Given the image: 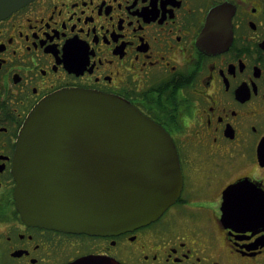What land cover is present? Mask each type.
<instances>
[{"label": "flooded vegetation", "instance_id": "af4514ba", "mask_svg": "<svg viewBox=\"0 0 264 264\" xmlns=\"http://www.w3.org/2000/svg\"><path fill=\"white\" fill-rule=\"evenodd\" d=\"M62 89L122 97L169 133L183 187L163 215L106 235L22 217L19 133L32 109ZM241 182L258 192L226 195ZM243 199L264 205V0H30L0 18V264L89 255L264 264L260 203L237 209L247 218L222 222L224 202Z\"/></svg>", "mask_w": 264, "mask_h": 264}, {"label": "water", "instance_id": "95a60500", "mask_svg": "<svg viewBox=\"0 0 264 264\" xmlns=\"http://www.w3.org/2000/svg\"><path fill=\"white\" fill-rule=\"evenodd\" d=\"M29 1L0 0V18ZM14 174L17 208L26 221L91 235L154 221L183 186L178 152L162 126L122 97L84 89L59 90L32 109L19 133ZM236 192L258 191L241 182L226 195ZM258 202L226 200L222 222L247 218L237 209ZM261 206L255 212L264 217ZM69 264L120 263L89 255Z\"/></svg>", "mask_w": 264, "mask_h": 264}]
</instances>
